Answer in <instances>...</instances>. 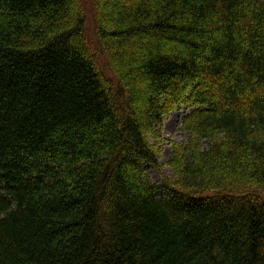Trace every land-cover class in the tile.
<instances>
[{"label":"trees","instance_id":"1","mask_svg":"<svg viewBox=\"0 0 264 264\" xmlns=\"http://www.w3.org/2000/svg\"><path fill=\"white\" fill-rule=\"evenodd\" d=\"M93 5L0 0V264H264V0Z\"/></svg>","mask_w":264,"mask_h":264},{"label":"rangeland","instance_id":"2","mask_svg":"<svg viewBox=\"0 0 264 264\" xmlns=\"http://www.w3.org/2000/svg\"><path fill=\"white\" fill-rule=\"evenodd\" d=\"M86 15H87V36L89 41L96 43L98 39L96 36V15L95 8L93 5V0H82ZM101 59V58H100ZM103 66H106L104 59H101ZM188 112L187 108H181L171 112L164 121V130H163V151L161 154V171H159L154 166H151L149 163H144L148 174L159 182L163 181V175L171 176L174 174L173 168L167 163L171 158L172 144L171 141H182L188 139V133L185 129L182 128V118Z\"/></svg>","mask_w":264,"mask_h":264},{"label":"bare ground","instance_id":"3","mask_svg":"<svg viewBox=\"0 0 264 264\" xmlns=\"http://www.w3.org/2000/svg\"><path fill=\"white\" fill-rule=\"evenodd\" d=\"M168 115H169V114H168ZM168 115H167V116H168Z\"/></svg>","mask_w":264,"mask_h":264}]
</instances>
